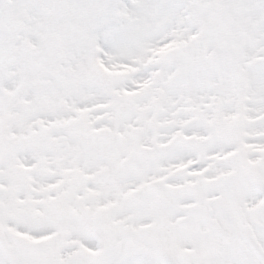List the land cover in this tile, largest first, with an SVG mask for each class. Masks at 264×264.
Returning <instances> with one entry per match:
<instances>
[{
  "label": "snow or ice",
  "instance_id": "obj_1",
  "mask_svg": "<svg viewBox=\"0 0 264 264\" xmlns=\"http://www.w3.org/2000/svg\"><path fill=\"white\" fill-rule=\"evenodd\" d=\"M0 264H264V0H0Z\"/></svg>",
  "mask_w": 264,
  "mask_h": 264
}]
</instances>
